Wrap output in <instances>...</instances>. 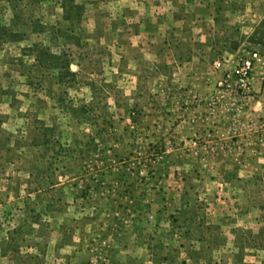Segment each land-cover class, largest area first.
Here are the masks:
<instances>
[{
  "label": "rangeland",
  "instance_id": "rangeland-1",
  "mask_svg": "<svg viewBox=\"0 0 264 264\" xmlns=\"http://www.w3.org/2000/svg\"><path fill=\"white\" fill-rule=\"evenodd\" d=\"M0 264H264V0H0Z\"/></svg>",
  "mask_w": 264,
  "mask_h": 264
},
{
  "label": "built area",
  "instance_id": "built-area-1",
  "mask_svg": "<svg viewBox=\"0 0 264 264\" xmlns=\"http://www.w3.org/2000/svg\"><path fill=\"white\" fill-rule=\"evenodd\" d=\"M257 60L258 56L256 52H252L248 56H242L237 60L232 72L226 74L225 79L222 83L226 84L229 80L234 78L236 84L238 85V88L242 91V93H244L246 90H248L251 75L254 70L255 62ZM216 66L218 68L219 64L216 63Z\"/></svg>",
  "mask_w": 264,
  "mask_h": 264
},
{
  "label": "crops",
  "instance_id": "crops-1",
  "mask_svg": "<svg viewBox=\"0 0 264 264\" xmlns=\"http://www.w3.org/2000/svg\"><path fill=\"white\" fill-rule=\"evenodd\" d=\"M236 123H239V122H238V120H235V119H234L233 122L231 123V125L235 126Z\"/></svg>",
  "mask_w": 264,
  "mask_h": 264
}]
</instances>
